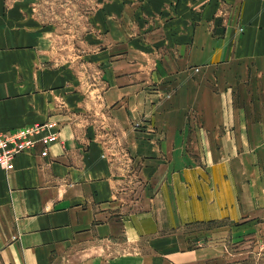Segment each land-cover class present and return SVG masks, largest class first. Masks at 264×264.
I'll use <instances>...</instances> for the list:
<instances>
[{
  "label": "crops",
  "instance_id": "1",
  "mask_svg": "<svg viewBox=\"0 0 264 264\" xmlns=\"http://www.w3.org/2000/svg\"><path fill=\"white\" fill-rule=\"evenodd\" d=\"M87 9L93 90L56 8L0 0V129H39L0 166V264H234L264 235V0Z\"/></svg>",
  "mask_w": 264,
  "mask_h": 264
},
{
  "label": "rangeland",
  "instance_id": "2",
  "mask_svg": "<svg viewBox=\"0 0 264 264\" xmlns=\"http://www.w3.org/2000/svg\"><path fill=\"white\" fill-rule=\"evenodd\" d=\"M47 7H54L57 11L46 13V17L54 18L58 25L59 52L63 53L65 62L66 53H69V62L72 63L75 84L86 90H93L98 84V65L88 61L83 56L86 46L78 43L84 36L87 24V6H95V0H42ZM70 36V37H67ZM74 36V39L72 37ZM67 39L74 40V44L67 45ZM93 49V46L92 48ZM89 52V51H87ZM95 84V85H94ZM94 97L98 94L88 93ZM190 226L189 229H193ZM240 243V244H239ZM242 244L244 248L242 247ZM236 262L234 264H264V235L251 236L244 243L236 241L234 246Z\"/></svg>",
  "mask_w": 264,
  "mask_h": 264
},
{
  "label": "built area",
  "instance_id": "3",
  "mask_svg": "<svg viewBox=\"0 0 264 264\" xmlns=\"http://www.w3.org/2000/svg\"><path fill=\"white\" fill-rule=\"evenodd\" d=\"M38 130V127L13 132H4L0 129V166L9 168L15 157L31 148L34 145L32 137Z\"/></svg>",
  "mask_w": 264,
  "mask_h": 264
}]
</instances>
